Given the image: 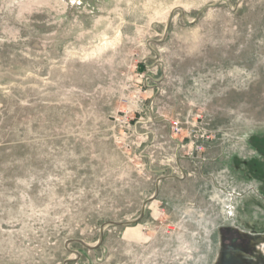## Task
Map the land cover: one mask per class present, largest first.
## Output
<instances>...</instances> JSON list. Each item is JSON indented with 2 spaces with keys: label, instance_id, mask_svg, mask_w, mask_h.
<instances>
[{
  "label": "rangeland",
  "instance_id": "rangeland-1",
  "mask_svg": "<svg viewBox=\"0 0 264 264\" xmlns=\"http://www.w3.org/2000/svg\"><path fill=\"white\" fill-rule=\"evenodd\" d=\"M0 264H264V0H0Z\"/></svg>",
  "mask_w": 264,
  "mask_h": 264
},
{
  "label": "crops",
  "instance_id": "crops-1",
  "mask_svg": "<svg viewBox=\"0 0 264 264\" xmlns=\"http://www.w3.org/2000/svg\"><path fill=\"white\" fill-rule=\"evenodd\" d=\"M127 227H129V226H127ZM127 227H126V228H127Z\"/></svg>",
  "mask_w": 264,
  "mask_h": 264
}]
</instances>
